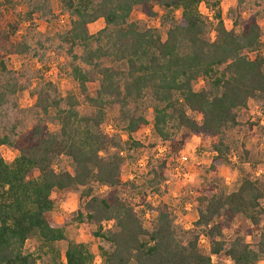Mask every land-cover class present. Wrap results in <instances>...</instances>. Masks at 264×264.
I'll return each mask as SVG.
<instances>
[{
    "label": "trees",
    "instance_id": "16d2710c",
    "mask_svg": "<svg viewBox=\"0 0 264 264\" xmlns=\"http://www.w3.org/2000/svg\"><path fill=\"white\" fill-rule=\"evenodd\" d=\"M249 1L237 0L236 31L226 29L218 0H58L68 20L58 35L62 68L80 98L62 95L55 83L40 78L32 92L35 119L24 130L3 124L12 98L27 89V78L7 69L4 59L7 54L31 55L33 48L25 38H12L17 23L2 28L0 0V147L17 152L11 164L0 154V264H46L43 256L48 255L49 264H93L82 244H70L63 261L54 248L64 239V227L47 218L54 204L51 194L69 188L81 190L74 221L84 230L94 226L92 236L110 245L103 264H212V256L222 252L232 264L264 261V229L253 244L239 236L221 239L235 217L243 216L254 228L264 224V173L245 174L229 193L217 183L231 152L228 132L241 126L240 114L250 100L264 102L259 24L264 0H253L256 8L246 9ZM201 4L210 16L199 11ZM27 5L26 22L33 14H50V0H27ZM136 7L159 21L164 38L158 28L130 20ZM98 20L103 27L90 33L89 26ZM95 82L91 96L88 86ZM194 83H201L198 91ZM146 97L153 102L151 119L140 107ZM109 111H115L125 140L105 133ZM50 125L58 129L52 131ZM145 128L165 143L181 128L209 140L213 156L205 172L211 179L194 191L198 216L191 230H177L168 205L153 208L141 195L145 211L156 214L151 228H144L143 211L120 194L124 185L135 188L122 182L121 169L143 148L131 135ZM61 156L71 162L70 172L53 168ZM165 169V160L155 162L148 187L158 189ZM103 187L107 190L100 192ZM200 236L209 253L201 249ZM30 238L40 242V249L25 253Z\"/></svg>",
    "mask_w": 264,
    "mask_h": 264
},
{
    "label": "rangeland",
    "instance_id": "374dc122",
    "mask_svg": "<svg viewBox=\"0 0 264 264\" xmlns=\"http://www.w3.org/2000/svg\"><path fill=\"white\" fill-rule=\"evenodd\" d=\"M253 0L246 4L254 9ZM4 10L2 11V28L7 30V23L15 22L18 30L12 37L20 42L25 38L32 46L31 55H10L5 56V65L11 71L20 72L27 78V89L16 94L12 98V105L8 106L5 117L7 127L16 125L20 129H27L35 119V112L32 108L34 97L32 92L40 86L41 79L55 83L59 92L65 95L67 92L79 96L76 85L68 79L65 70L62 68L64 59L63 48L58 45V35L68 27L66 16L62 15L58 0H50V14L41 17L33 14L30 21H24V14L27 12V0H3ZM222 18L227 30L235 29L233 21L236 17L237 0H218ZM264 9L261 7V9ZM246 9L241 14L246 16ZM199 11L210 16L204 4L199 6ZM178 13H176V16ZM131 21L141 25L158 28L165 37V28H161L157 19H148L136 7L131 14ZM261 35L260 40L264 53V18L259 22ZM103 27L102 20H98L89 26L90 33H95ZM39 41L40 43H37ZM201 83H194L193 89L198 91ZM96 82L88 86V93L93 96ZM145 115L152 118L153 102L146 97L141 103ZM188 114L200 120L196 113ZM115 111H109L104 131L110 136H120L125 140L124 133L114 120ZM241 126L228 132V143L231 148L229 160L219 169L217 183L226 193L234 191L245 174L254 177L264 173V102L250 100L248 107L240 114ZM52 131L58 129L57 125H50ZM133 140L140 141L143 148L134 152V159L127 161L121 169V179L125 184L132 182L135 188L124 185L120 188L121 196L135 209L142 210L141 218L143 226L150 229L156 216L155 212L145 211L141 202V195L145 202L155 208L163 203L169 206L174 226L177 230L188 231L193 229L198 212L197 204L193 200L194 191L202 184L207 183L211 178L205 170L208 168L213 153L211 152L209 140H201L200 137L193 135L187 129L181 128L174 138L165 143L153 135L149 129L145 128L131 135ZM0 154L7 164L17 157V152L9 146H1ZM165 160L166 169L164 178L158 189L148 187L146 180L149 176L151 167L156 161ZM53 168L56 171H71L72 164L64 156L55 159ZM100 188V192L106 191ZM79 188H69L63 191H53V208L47 214L48 220L54 224L64 227V239L54 243V248L61 255L70 244H82L93 256V264H103L104 253L110 250V245L102 240L95 239L92 233L96 228L91 226L82 229L74 221L77 210L82 199ZM264 224L254 228L243 216L235 217L229 227L223 230L222 240L228 241L233 237L239 236L244 242L253 244L259 232L264 229ZM110 224L106 226L109 228ZM199 244L205 253H209V245L205 237L200 236ZM40 249V242L36 238H30L24 246L25 253H34ZM46 264L50 263V255L43 256ZM38 263V264H43ZM212 264H232L227 256L222 252L212 256ZM259 264H264L261 261Z\"/></svg>",
    "mask_w": 264,
    "mask_h": 264
}]
</instances>
